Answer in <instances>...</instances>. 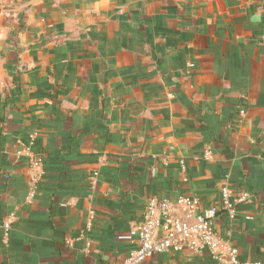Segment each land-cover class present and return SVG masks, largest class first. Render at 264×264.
I'll return each mask as SVG.
<instances>
[{
  "label": "crops",
  "instance_id": "1",
  "mask_svg": "<svg viewBox=\"0 0 264 264\" xmlns=\"http://www.w3.org/2000/svg\"><path fill=\"white\" fill-rule=\"evenodd\" d=\"M0 175V264H119L149 197L223 188L264 261V0H0Z\"/></svg>",
  "mask_w": 264,
  "mask_h": 264
},
{
  "label": "built area",
  "instance_id": "2",
  "mask_svg": "<svg viewBox=\"0 0 264 264\" xmlns=\"http://www.w3.org/2000/svg\"><path fill=\"white\" fill-rule=\"evenodd\" d=\"M33 137L30 135V139ZM29 163L37 168L41 160L31 155ZM180 167L183 171V160ZM251 197L244 191L237 198H232L230 190L223 188L220 202L207 208H201L194 196H182L174 202L149 197L143 218L136 226L137 247L119 264H144L147 259L166 250L207 254L218 264H264L262 260H239L237 248L216 228V219L220 215L227 219L230 227L237 216V203L249 201ZM4 227L8 229V223Z\"/></svg>",
  "mask_w": 264,
  "mask_h": 264
},
{
  "label": "trees",
  "instance_id": "3",
  "mask_svg": "<svg viewBox=\"0 0 264 264\" xmlns=\"http://www.w3.org/2000/svg\"><path fill=\"white\" fill-rule=\"evenodd\" d=\"M32 142H33V140H32ZM34 153H35V152H34ZM36 154H37V155H36ZM35 155H36V157L39 158L40 160H43V157H44V156H43L42 152H36ZM28 164H29V160H28ZM0 176H2V177H0V178H5L3 175H0ZM220 199H221V192H220V196H219L218 200L216 201V203L220 202ZM227 223H228V221H227Z\"/></svg>",
  "mask_w": 264,
  "mask_h": 264
}]
</instances>
